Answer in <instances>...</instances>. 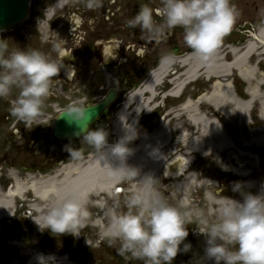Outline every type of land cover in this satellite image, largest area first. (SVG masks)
Returning a JSON list of instances; mask_svg holds the SVG:
<instances>
[{
  "label": "clouds",
  "instance_id": "obj_1",
  "mask_svg": "<svg viewBox=\"0 0 264 264\" xmlns=\"http://www.w3.org/2000/svg\"><path fill=\"white\" fill-rule=\"evenodd\" d=\"M161 3V21L154 19L151 7L143 5L126 22L127 26L139 27L155 40L166 32L181 28L190 54L205 62L211 61L238 15L231 0H161ZM47 12L46 8L44 15ZM52 48L58 59L36 48H21L10 38L0 37V99L17 90L10 113L18 120L27 123L42 114L53 78L58 76L65 57L59 41L54 42ZM176 58V53L171 52L163 55L160 63L170 65ZM87 112L85 104L74 101L63 109L62 116L77 126L79 131L75 134H83L96 158L109 167L110 175L131 180L136 186L124 197L123 208L126 210H120L119 204L105 209L108 223L104 237L110 245L119 242L117 251L122 256L130 255L142 264H172L179 252L191 250V243H185L191 214L169 203L157 188L158 178L150 173L141 176L137 169L123 163L130 153L127 144L137 137L134 126L129 125L124 136L109 144V133L103 127L88 128L81 133L80 125L88 118ZM67 150L72 157L79 154V150L72 147ZM110 157L119 160L120 166L112 167L108 163ZM208 181L217 186L213 198L218 207L213 221L200 213L199 223L206 228L198 231L205 237L204 257L199 264H204V260L213 264H264V191L255 194L244 191L243 184L237 181L231 189L241 197L236 199L222 195L224 188ZM87 204L86 197L72 196L48 207L43 213L44 229L59 235H78L90 215Z\"/></svg>",
  "mask_w": 264,
  "mask_h": 264
},
{
  "label": "flooded vegetation",
  "instance_id": "obj_2",
  "mask_svg": "<svg viewBox=\"0 0 264 264\" xmlns=\"http://www.w3.org/2000/svg\"><path fill=\"white\" fill-rule=\"evenodd\" d=\"M143 5L154 10V19L162 20L159 15L161 0H29L27 19L18 27L0 34V37L10 38L21 48H36L50 53L54 59L58 56L52 45L59 41L65 56L63 67L53 78L42 114L34 121L26 123L11 115V101L16 97L17 90L0 99L1 195L11 192L14 187L11 175L23 183L19 172L39 171V161L42 172L49 171L48 165L43 166L49 162L48 151L38 148L40 141L59 145L51 133L57 110L63 111L74 101L92 105L114 92L115 99L110 108L112 113L123 93L158 64L161 59L159 47L170 42L172 33L166 32L155 40L139 27H128L126 22ZM46 8L48 12L44 15ZM262 9L264 14V0ZM109 118L110 114L100 117L97 124ZM49 119L50 126L47 124ZM130 185L127 179L119 180L115 186V205L122 199L119 192H125ZM93 202V198L88 200L90 215L81 227L80 240L81 243L85 241L86 248L80 249L83 251L82 264H99L103 258L109 262L120 255L117 251L119 244L110 245L102 236L100 229L105 228L108 218L104 211L95 210ZM34 207L28 192L21 198L13 196L8 216L0 218V251L4 250L0 257L7 259L3 264H24L23 253H38L41 250L52 253L51 249L55 248L51 247L55 233L44 229L43 224L38 226L36 220L42 215L30 209ZM95 221H98L100 229L94 227ZM87 250L95 254L85 257ZM8 252L9 255H6Z\"/></svg>",
  "mask_w": 264,
  "mask_h": 264
},
{
  "label": "bare ground",
  "instance_id": "obj_3",
  "mask_svg": "<svg viewBox=\"0 0 264 264\" xmlns=\"http://www.w3.org/2000/svg\"><path fill=\"white\" fill-rule=\"evenodd\" d=\"M253 39L254 43L249 42L240 50L228 47L229 53L234 56L229 63L225 62L227 56L217 50L210 62L189 54L181 58L177 65L159 63L139 90L127 96L125 105L129 106V109L128 111L122 109L118 113L114 127L115 139L112 144L125 135V128L130 125L128 124L130 121L136 119L138 113L142 114L143 110L149 111L159 90L157 87L168 75H174L175 71L180 70L182 73L171 81L173 85V89L169 92L171 96L178 94L180 86L191 85L196 79L210 82V93L199 95L194 101L188 99L179 109L167 111L161 121L153 123L152 131L145 133L138 141H130L127 144L130 153L123 163L137 169L141 176L145 173L154 175L159 179L157 188L162 192L161 170L167 161L166 156L174 149L175 153L183 149L186 155L192 153L205 155L206 151H213L215 146L225 150L232 147L227 134L228 128L231 127H235L236 131L239 130V135L235 137L238 141H243L241 128H255L256 130H252L253 137L263 134L264 129L258 130L256 123H248L247 120H250L251 106L258 102L261 106L259 119L264 121V95L261 93L264 83L255 63L252 62L254 56L261 57V61L264 62V27L258 29ZM173 67H177V70L171 73L170 68ZM234 73L245 84L244 101L237 99L232 92L231 76ZM181 118H184L185 125L177 131H168L169 123L173 119ZM251 145H258V142H252ZM108 163L112 167H119L121 164L119 160L111 157ZM192 173V171L185 173L181 181H175L172 185L180 208L191 214V220L199 218V211L188 206L187 201L193 191L209 185L204 179L197 182ZM239 175L247 177L248 173ZM11 176L14 180L11 192L6 195L0 194V218L8 216L13 196L21 198L29 191L28 195L35 204L36 211L42 215L36 220L37 224L43 223V213L48 207L72 196H83L89 200L113 195V189L120 180L110 175L109 167L102 164L94 154L79 163L65 165L53 175L40 178L38 181L28 175L21 183L15 175ZM129 181L132 191L136 186L131 180ZM247 186L248 189H252L250 184ZM100 201L97 204L99 209L102 206ZM204 206L208 209L209 216H216V209L211 210V208L213 206L217 208L218 204L209 192L205 194ZM94 223L95 226L99 224L98 221ZM104 230L105 228L100 229L103 237ZM28 259L27 264H50L53 261L40 255H31ZM57 264L66 263L60 260Z\"/></svg>",
  "mask_w": 264,
  "mask_h": 264
},
{
  "label": "rangeland",
  "instance_id": "obj_4",
  "mask_svg": "<svg viewBox=\"0 0 264 264\" xmlns=\"http://www.w3.org/2000/svg\"><path fill=\"white\" fill-rule=\"evenodd\" d=\"M231 3L235 6L237 10V18L236 21L230 31L224 38L221 43V45L217 49H222L223 52H226L227 49L224 47L228 43L232 44H238L237 46L243 47L245 43L246 37V30L252 31L254 35L257 33L258 28L264 24V14L262 9V0H231ZM162 7V5H161ZM171 40L166 45L159 47V53L161 57L165 54L171 53V50L175 47H177L179 52L177 53V58L174 63L176 65L178 64L179 60L183 57H185L187 54H189L191 51L190 49L185 45L183 40V30L181 28H176L171 30ZM235 46V45H234ZM227 60H230V57L227 56ZM254 63V61H252ZM155 67L150 68V71H153ZM170 72H173V70H177V67L170 68ZM257 72L261 76L263 83H264V64L259 65L257 67ZM149 73L147 75L143 76L138 81V86L141 87L142 83L148 79ZM231 79H233V85L235 87L236 93L241 96L243 100L246 99V96L243 95L245 90V84L243 81L239 80L237 75L234 73L231 76ZM210 83H205L203 80H200L197 85L194 87V90L188 89L187 93L191 96L196 93V91H200L203 89H209ZM137 86V87H138ZM159 88V87H157ZM203 88V89H202ZM131 90L125 91L123 93V96L118 101L117 105L114 106V109L112 113L110 114V118L103 123L97 124L93 129L103 127L106 129L109 133L108 138L110 139L113 137L112 135V129L113 124L115 122V116L117 114V111L121 107L122 103H126V98L130 94ZM262 95H264V87L261 90ZM171 102L166 100L163 102V110H159L158 115L163 114L164 111L170 107ZM174 110H177L175 106H173ZM261 110L260 104L257 102L254 105H252V108L250 110V122L247 120L248 123L254 122L257 124V129H264V121L259 119V112ZM58 111V110H57ZM152 118L147 119L144 115H142L141 122L139 123V129L140 132L146 131L150 132L152 131ZM52 120V118H51ZM147 121V123H146ZM132 123V126L134 125V121H130ZM145 122V123H144ZM48 126H50V119L48 121ZM185 125L184 118L181 119H173L169 125H168V131H177L181 129ZM235 127L228 128V137L232 143V147L226 148L225 150H221L219 146H215V149L213 151H206L205 155H201L198 153H192V154H184V150L181 149L180 152L175 153L174 151L170 152L169 155L166 156V163H169L168 165H173L174 163L172 159L177 157H184L186 162V169L185 173H188L192 171L193 173H197L198 175H194L195 179L198 181L205 180L207 183L210 181H213L217 183L218 185L222 186L224 188V192L221 193L222 195H228L232 196L236 199H240L239 193L232 192V185L234 182H241L243 184V190L244 191H250L252 193H257L259 191H264V133L259 134L258 136L252 135V130H256L255 128H241L240 131H242L243 134V141H238L235 139L236 136H238V131L234 129ZM50 129V128H49ZM47 131H45L46 133ZM138 139V137H137ZM136 139V140H137ZM239 139H241L239 137ZM252 142H258V145L252 146ZM68 147H72L73 149L79 150V154L75 157L70 156L69 151L67 150ZM246 147V148H245ZM244 148V149H243ZM39 149H44V151H48L49 156V162L47 161L46 164L43 166H49V171H47L48 174H52L56 172L60 168L61 165H65L68 163H76L80 161L81 159H85L86 151L89 149H93L90 145L87 144L84 137L80 138L78 141L69 143V144H63V146L58 145H52V144H46L44 141L39 142ZM42 152V151H41ZM38 157L42 158V155H39ZM82 157V158H81ZM41 161L38 162L39 171H34L33 175L37 176L39 173L40 175L43 174L41 170L42 164H40ZM53 166V167H52ZM19 172V171H18ZM25 171L19 172L20 175H24L26 178V175L24 174ZM39 172V173H38ZM46 172V171H45ZM248 173L247 177L241 176L239 174H245ZM184 175H180L178 177H167L168 180L163 179V185H162V193L168 198L169 203L179 206V201L177 196L174 194V190L172 189V185L175 181H181L183 179ZM216 178V180L214 179ZM207 179V180H206ZM25 180V179H24ZM162 184V183H161ZM248 184L252 186V189H248ZM211 194L213 197V193L217 191L216 185H210L205 186L204 188L200 190H195L191 194L189 200L187 201L188 204H190L191 207H194L199 211L200 213L203 212L206 218L209 221L215 220V216H209L207 213V208L204 206L205 204V194L207 192ZM128 195V194H127ZM123 201L124 198L118 201V204L120 205V210H126L123 208ZM104 203H107V208L110 206H115V199L112 201L110 200L109 203L107 201H104ZM216 207L213 206L211 210H215ZM206 225L199 223V218H192V222L188 224V232L189 235L187 236L185 243H191L192 247L191 250L187 253L179 252L177 256L174 258L172 264H199L201 259L204 257V247H205V237L200 234L198 231L205 230ZM81 235V228L79 231ZM34 239V238H33ZM54 239L52 241L51 247H55L57 250H65V252L68 254L69 258L73 261H75L77 264H82V253L85 241L81 243V240H76L75 236L72 234H62L59 235L55 233L53 235ZM36 240V238H35ZM119 244V242H116L115 245ZM26 245L24 244V247ZM182 247V246H181ZM82 248V250H80ZM90 251V252H89ZM0 255L4 253V250L0 251ZM34 252V251H31ZM87 253H84L85 257L89 256L90 254H95V252H91V250L85 251ZM98 252V250L96 251ZM10 252L6 253V255H9ZM26 253H23L25 255ZM3 262H7V259L0 257V264H3ZM69 261L67 264H76V263H70ZM103 262L105 264H142V261L137 260L135 258H132L130 255L122 256L121 254L118 255V257L115 258L113 261L106 262L103 258ZM103 262H100L99 264H104ZM51 264V263H50ZM204 264H213L212 261L204 260Z\"/></svg>",
  "mask_w": 264,
  "mask_h": 264
},
{
  "label": "water",
  "instance_id": "obj_5",
  "mask_svg": "<svg viewBox=\"0 0 264 264\" xmlns=\"http://www.w3.org/2000/svg\"><path fill=\"white\" fill-rule=\"evenodd\" d=\"M29 0H0V31L10 30L20 25L27 17ZM114 99L112 93L108 94L102 101H99L93 106H88L87 119L81 122L80 129L83 133L88 129L98 118V116L106 115L108 107ZM79 129L75 124H70L63 116L59 114L54 123L53 136L55 139L62 141L63 139L76 140L83 136L76 135ZM175 164L169 168V172L175 171Z\"/></svg>",
  "mask_w": 264,
  "mask_h": 264
}]
</instances>
